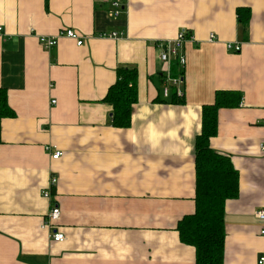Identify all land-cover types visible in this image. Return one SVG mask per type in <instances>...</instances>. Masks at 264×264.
I'll use <instances>...</instances> for the list:
<instances>
[{
	"label": "crops",
	"instance_id": "0c3cea01",
	"mask_svg": "<svg viewBox=\"0 0 264 264\" xmlns=\"http://www.w3.org/2000/svg\"><path fill=\"white\" fill-rule=\"evenodd\" d=\"M238 7L250 10L246 24ZM110 9V0H0V91L14 112L1 118L0 264H196L195 248L180 240L176 225L196 207L203 106L230 90L241 101L219 109L210 140L239 172V195L225 202L222 264H258L264 0H127L118 18ZM65 27L85 43H39ZM181 29L193 40L183 48L184 102L173 103L161 93L174 71L158 43ZM113 31L122 34L101 36ZM236 42L238 52L228 47ZM121 66L138 72L129 127L112 124V105L104 101ZM57 150L62 156L53 159ZM53 176L49 200L43 191ZM54 204L61 242L42 228Z\"/></svg>",
	"mask_w": 264,
	"mask_h": 264
},
{
	"label": "trees",
	"instance_id": "16d2710c",
	"mask_svg": "<svg viewBox=\"0 0 264 264\" xmlns=\"http://www.w3.org/2000/svg\"><path fill=\"white\" fill-rule=\"evenodd\" d=\"M237 15L239 20L246 24L250 10L238 7ZM172 69L173 76L183 74V69L176 62ZM137 82L136 68L119 67L117 81L110 86L104 98L105 102L112 105L111 119L116 127L131 125L133 107L139 96ZM164 101L183 103L184 95H178L176 87L173 86ZM240 101L241 94L238 91H218L214 102L203 106L201 131L195 139L196 207L193 213L184 215L176 225L180 240L195 248L196 264L224 262V208L227 199L239 195V172L231 157L215 151L210 145V140L217 134L219 109L238 106ZM13 115L6 90L1 89L0 133L1 118Z\"/></svg>",
	"mask_w": 264,
	"mask_h": 264
},
{
	"label": "built area",
	"instance_id": "2783aa9c",
	"mask_svg": "<svg viewBox=\"0 0 264 264\" xmlns=\"http://www.w3.org/2000/svg\"><path fill=\"white\" fill-rule=\"evenodd\" d=\"M127 0H110L111 9L108 11L109 15L114 18H118L124 11L126 7ZM122 33L113 31L111 33L103 32L101 36L103 37H113L117 38L121 36ZM62 37H67L76 41L77 45H83L85 43V39L81 36L77 31L72 28H63L61 29L56 35H42L39 37V43L45 49H51L57 45L58 41ZM193 40L192 34L189 33L187 29H181L178 31L176 36L172 39L162 41V43H158L159 47H162L160 58L164 63L169 64L172 66V63L177 62L181 69L184 70L186 65V56L183 52V48L187 41ZM208 40L210 42H215L217 37L215 33H210ZM229 49H233L234 51H240L241 45L240 43H229ZM171 70L169 69L166 76L167 84L162 88V93L165 97L169 96L171 87H176L178 95H183L182 89L178 87V85L182 82V74L177 77H172L170 75ZM53 102H55L53 100ZM261 151L264 152V142L260 145ZM62 156V152L57 150L53 153V159H58ZM57 177L53 176L49 182V186L43 191V195L51 200L54 194V188L57 184ZM61 214L60 207L55 205L51 207L50 211L47 214V222L42 224V228L50 227L52 229V240L55 242H61L65 239V234L60 231L55 226V222L59 219ZM260 219L264 220V210L258 212ZM261 233L264 234V227L261 230ZM258 264H264V253H262L258 257Z\"/></svg>",
	"mask_w": 264,
	"mask_h": 264
},
{
	"label": "rangeland",
	"instance_id": "374dc122",
	"mask_svg": "<svg viewBox=\"0 0 264 264\" xmlns=\"http://www.w3.org/2000/svg\"><path fill=\"white\" fill-rule=\"evenodd\" d=\"M178 87L182 89V83H180V84L178 85Z\"/></svg>",
	"mask_w": 264,
	"mask_h": 264
}]
</instances>
